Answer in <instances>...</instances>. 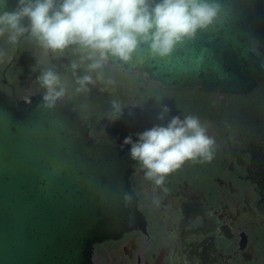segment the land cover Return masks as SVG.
I'll return each instance as SVG.
<instances>
[{"label": "water", "instance_id": "1", "mask_svg": "<svg viewBox=\"0 0 264 264\" xmlns=\"http://www.w3.org/2000/svg\"><path fill=\"white\" fill-rule=\"evenodd\" d=\"M218 17L167 58L141 46L126 71L163 87L245 94L264 82V0H217ZM17 0H0V12ZM27 24V21H25ZM0 88V264H94L97 244L143 228L126 144L91 136L69 99Z\"/></svg>", "mask_w": 264, "mask_h": 264}, {"label": "flooded vegetation", "instance_id": "2", "mask_svg": "<svg viewBox=\"0 0 264 264\" xmlns=\"http://www.w3.org/2000/svg\"><path fill=\"white\" fill-rule=\"evenodd\" d=\"M83 55L77 46L45 55L27 33L15 44L0 37V88L15 100H28L45 92L37 78L41 69L53 67L68 82L61 100L73 102L95 138L135 139L166 123L157 119L166 105L169 118L198 116L214 141L210 161L185 162L163 186L145 179L126 145L131 190L146 225L97 244L93 263L264 264V82L245 94L167 88L107 60L92 74L96 83L78 92L70 65Z\"/></svg>", "mask_w": 264, "mask_h": 264}, {"label": "clouds", "instance_id": "3", "mask_svg": "<svg viewBox=\"0 0 264 264\" xmlns=\"http://www.w3.org/2000/svg\"><path fill=\"white\" fill-rule=\"evenodd\" d=\"M220 11L217 0H17L12 11L0 12V37L15 44L27 33L43 54L53 56L77 46L84 55L70 68L80 92L96 83L92 74L109 57L128 62L147 46L151 57L167 58L179 44L211 25ZM81 68L84 75L77 74ZM37 79L45 89L47 107L55 106L68 91L67 79L53 67L41 69ZM112 104L114 113H119V102ZM170 112L162 105L157 119L166 123L124 140L130 158L141 164L145 179L156 186H163L166 177L187 161L212 159L214 141L198 116L169 118Z\"/></svg>", "mask_w": 264, "mask_h": 264}]
</instances>
